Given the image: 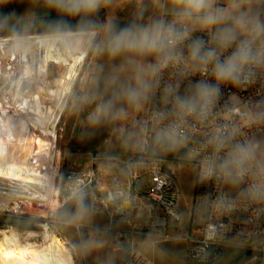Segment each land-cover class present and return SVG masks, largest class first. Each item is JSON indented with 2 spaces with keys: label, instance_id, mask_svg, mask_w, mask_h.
I'll return each mask as SVG.
<instances>
[{
  "label": "rangeland",
  "instance_id": "374dc122",
  "mask_svg": "<svg viewBox=\"0 0 264 264\" xmlns=\"http://www.w3.org/2000/svg\"><path fill=\"white\" fill-rule=\"evenodd\" d=\"M0 12L16 14L7 25L0 26L2 39L64 33L57 32L44 23L48 11L40 0H0ZM159 15L161 10L155 6L154 0H110L92 19L99 32L112 24L123 26L133 20L147 23ZM71 22L76 23V20ZM87 45L86 62L57 128L58 141L53 153V167L57 170L54 190L59 195L61 205L46 211L41 208L45 212L43 214L27 210L26 201L30 192L44 193L45 190L30 189L18 182L0 179V230L14 229L23 233V239L41 242V234L47 228L62 239L74 257L75 264H127L133 254H142L155 264H197L184 258V254L168 253L164 244L154 246L167 237L166 228L170 219L162 212L157 213L153 208L151 210L152 204L147 197L145 214L138 207L142 202L141 197H128L120 203V207L119 204L108 201L109 195L107 192L105 194V188L100 185L106 181L101 175L104 170L102 166L114 165L119 159H123L124 162L119 169L116 168V172H126V161L143 150V129L149 96L139 108L115 101L114 92L118 84L133 83L132 72L120 71L121 61L98 51L95 40ZM61 48L69 59L70 55L77 52L72 44H63ZM142 63H151V57L144 59ZM17 78L14 75L0 82V98L6 92L17 90L14 84ZM29 89L30 85L25 80L19 90L25 93ZM85 98H91L95 102L85 105ZM109 98L114 99L115 114L97 127L88 128V117L96 103ZM86 130L87 135L84 134ZM181 147L179 145L170 152L149 147V152L175 160H166L165 166L173 169L178 182L179 211L181 222L184 223L191 217L193 209L197 168ZM58 151L59 159L56 156ZM113 192L128 195L121 188ZM34 202L38 206L41 204L40 201ZM80 208L87 211L78 213ZM31 232L38 236L28 237ZM232 264L252 263L241 260Z\"/></svg>",
  "mask_w": 264,
  "mask_h": 264
},
{
  "label": "clouds",
  "instance_id": "9594fccd",
  "mask_svg": "<svg viewBox=\"0 0 264 264\" xmlns=\"http://www.w3.org/2000/svg\"><path fill=\"white\" fill-rule=\"evenodd\" d=\"M40 2L48 11L44 20L47 26L68 35H87L90 41H96L98 51L121 61L120 71L132 72L133 83L118 84L115 101L139 108L160 74L173 67L182 77H203L191 80L182 95L174 88L168 93L176 121L206 120L222 86L237 88L264 77V0H154L161 15L149 22L112 24L99 32L92 18L110 0ZM15 15L0 12V26L7 25ZM73 19L76 23L71 22ZM196 33L206 34L207 39ZM149 57L151 63H142ZM94 102L91 98L84 100L85 105ZM114 114L113 98L97 102L89 114L88 128L97 127ZM180 142L179 127L173 122L159 127L150 147L170 152ZM207 147L210 152L203 160L200 180L239 188L240 196L264 205V153L259 146L234 142L231 136L216 133ZM86 211L78 209V213Z\"/></svg>",
  "mask_w": 264,
  "mask_h": 264
},
{
  "label": "built area",
  "instance_id": "2783aa9c",
  "mask_svg": "<svg viewBox=\"0 0 264 264\" xmlns=\"http://www.w3.org/2000/svg\"><path fill=\"white\" fill-rule=\"evenodd\" d=\"M195 35L205 36L204 33ZM199 74L182 77L178 69L169 67L158 77L149 94L145 119V146L125 163L130 187L146 181V196L160 207L168 219L179 222L180 189L172 169L165 166L170 159L149 152L152 137L159 127L176 122L181 138V150L197 168L195 200L203 208L202 221L192 222L194 234L186 236L192 242L189 257L199 264H212L223 248L239 239L256 264H264V205L255 204L239 195L240 189L216 180L201 181L203 160L209 154L208 140L216 133L231 136L234 142L255 143L264 153V77L241 87L222 86L220 96L206 120L188 118L176 121L168 95L187 91L191 80ZM207 79L211 80V77ZM166 114L163 119L161 115ZM147 145V146H146ZM243 187V186H241ZM127 264H155L142 254H133Z\"/></svg>",
  "mask_w": 264,
  "mask_h": 264
},
{
  "label": "bare ground",
  "instance_id": "6f19581e",
  "mask_svg": "<svg viewBox=\"0 0 264 264\" xmlns=\"http://www.w3.org/2000/svg\"><path fill=\"white\" fill-rule=\"evenodd\" d=\"M87 43V35L66 32L0 38V82L18 76L17 90L0 98V179L44 189L30 192L26 201L27 210L38 214L45 213L41 208L61 205L54 190L57 128L86 62ZM63 44L77 49L71 59L62 52ZM25 80L30 89L22 93ZM56 156L60 158V151ZM107 193L108 201L119 207L128 198L124 193ZM22 234L0 230V264H75L62 239L47 228L40 233L41 242L23 239ZM37 236L28 233L30 238Z\"/></svg>",
  "mask_w": 264,
  "mask_h": 264
},
{
  "label": "crops",
  "instance_id": "0c3cea01",
  "mask_svg": "<svg viewBox=\"0 0 264 264\" xmlns=\"http://www.w3.org/2000/svg\"><path fill=\"white\" fill-rule=\"evenodd\" d=\"M151 62H152V58H151ZM170 161L175 162L174 158L170 159ZM122 162H124V160L119 159L118 163H115L114 165L108 164V166L106 167L102 166L104 167L103 168L104 170H102L103 172H101L102 173L101 175L106 178V181L103 183L101 182L100 185H102V188H105L106 190L105 194L108 191H115L121 188V190L128 192V195L126 194L127 197H133V195H135L136 198L141 197L140 201L142 202L139 204L138 207H140V212L142 214H145V197H147L146 181L142 180L134 188H131L130 183L128 182V176H127L128 174L124 170L120 174L118 173V171L116 172V168L119 169ZM150 206H151V210L153 208L155 212L157 213L162 212L164 214V212L162 211V209H160V207L155 206L153 204ZM203 211L204 208L199 203L196 202L195 194H194V203L191 212V217L188 220H186V222L184 223L181 222L182 216L179 222H174L170 220L166 228V232H168L167 237H165L163 241H160V243H155L154 246L156 244L157 245L164 244L166 246V250H168L167 251L168 253L173 255L184 254L185 256L184 258L190 259L189 253L192 247V242L189 239H187L186 236H188L190 233L194 234V229L191 227L192 222L197 221V223H200L202 221ZM241 260H245L247 263L255 264V261L252 260L251 254L246 250V247L240 242L239 239H234L231 240L223 248L221 256L212 264H232L236 261H241Z\"/></svg>",
  "mask_w": 264,
  "mask_h": 264
}]
</instances>
